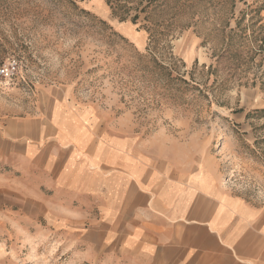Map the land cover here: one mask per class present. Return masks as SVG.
Returning a JSON list of instances; mask_svg holds the SVG:
<instances>
[{"label": "rangeland", "instance_id": "374dc122", "mask_svg": "<svg viewBox=\"0 0 264 264\" xmlns=\"http://www.w3.org/2000/svg\"><path fill=\"white\" fill-rule=\"evenodd\" d=\"M14 62L0 119L68 96L141 155L264 207V0H0V70ZM0 211V264H136L99 230L51 236Z\"/></svg>", "mask_w": 264, "mask_h": 264}, {"label": "crops", "instance_id": "0c3cea01", "mask_svg": "<svg viewBox=\"0 0 264 264\" xmlns=\"http://www.w3.org/2000/svg\"><path fill=\"white\" fill-rule=\"evenodd\" d=\"M68 98L0 119V209L51 236L99 230L96 245L136 264H264V207L212 171L141 155L136 137Z\"/></svg>", "mask_w": 264, "mask_h": 264}, {"label": "built area", "instance_id": "2783aa9c", "mask_svg": "<svg viewBox=\"0 0 264 264\" xmlns=\"http://www.w3.org/2000/svg\"><path fill=\"white\" fill-rule=\"evenodd\" d=\"M16 70H17V64L15 62L9 63L0 70V75L3 78L11 79L12 76L15 74Z\"/></svg>", "mask_w": 264, "mask_h": 264}]
</instances>
